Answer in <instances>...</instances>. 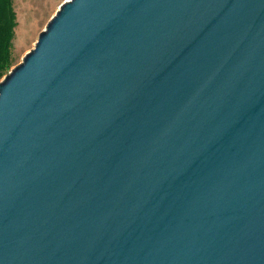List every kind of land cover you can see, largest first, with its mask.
I'll return each instance as SVG.
<instances>
[{
    "label": "water",
    "instance_id": "1",
    "mask_svg": "<svg viewBox=\"0 0 264 264\" xmlns=\"http://www.w3.org/2000/svg\"><path fill=\"white\" fill-rule=\"evenodd\" d=\"M0 264H264V0H66L0 81Z\"/></svg>",
    "mask_w": 264,
    "mask_h": 264
},
{
    "label": "rangeland",
    "instance_id": "2",
    "mask_svg": "<svg viewBox=\"0 0 264 264\" xmlns=\"http://www.w3.org/2000/svg\"><path fill=\"white\" fill-rule=\"evenodd\" d=\"M64 1L66 0L13 1L18 22L12 48L16 64H19L23 54L33 47L39 33Z\"/></svg>",
    "mask_w": 264,
    "mask_h": 264
},
{
    "label": "trees",
    "instance_id": "3",
    "mask_svg": "<svg viewBox=\"0 0 264 264\" xmlns=\"http://www.w3.org/2000/svg\"><path fill=\"white\" fill-rule=\"evenodd\" d=\"M14 0H0V79L16 65L13 39L18 24Z\"/></svg>",
    "mask_w": 264,
    "mask_h": 264
}]
</instances>
